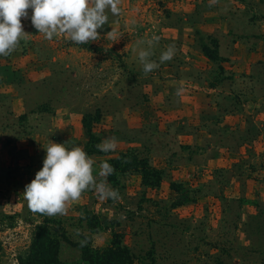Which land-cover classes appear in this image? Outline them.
<instances>
[{
	"label": "rangeland",
	"instance_id": "1",
	"mask_svg": "<svg viewBox=\"0 0 264 264\" xmlns=\"http://www.w3.org/2000/svg\"><path fill=\"white\" fill-rule=\"evenodd\" d=\"M118 7L84 44L22 17L25 38L0 56V264H21L48 220L68 264L89 239H121L135 264H264V0ZM153 36L145 74L137 42ZM51 140L81 146L97 182L109 162L118 198L89 188L64 214L32 211L24 188Z\"/></svg>",
	"mask_w": 264,
	"mask_h": 264
},
{
	"label": "clouds",
	"instance_id": "2",
	"mask_svg": "<svg viewBox=\"0 0 264 264\" xmlns=\"http://www.w3.org/2000/svg\"><path fill=\"white\" fill-rule=\"evenodd\" d=\"M28 9L32 10L30 17ZM109 12L114 16L120 13L118 0H0V56L16 50L25 38L27 32L22 17L30 18L34 28L47 40L63 33L71 41L84 44L97 38V29L108 23ZM159 39L153 36L137 42L138 60L145 74L159 67V63L151 59L152 45ZM173 55L174 49L169 45L161 52L159 62L171 60ZM97 147L103 152L115 150L116 138H105ZM44 148L42 167L23 192L32 211L47 216L64 214L67 202L78 200L89 188L102 199L118 198V189L106 179L115 171L109 162L100 163L98 175L104 179L97 182L93 175L94 161L81 146L52 141Z\"/></svg>",
	"mask_w": 264,
	"mask_h": 264
},
{
	"label": "trees",
	"instance_id": "3",
	"mask_svg": "<svg viewBox=\"0 0 264 264\" xmlns=\"http://www.w3.org/2000/svg\"><path fill=\"white\" fill-rule=\"evenodd\" d=\"M93 137V136H92ZM89 229L92 231L100 228L99 224H93L92 219L86 218ZM47 221L36 227L35 236L31 243L28 254L20 258L21 264H68L59 258L61 240L52 231ZM63 237V235H61ZM84 239L90 238L85 235ZM82 255L79 261L73 264H135V256L121 239L113 240L104 247H94L92 241L80 244Z\"/></svg>",
	"mask_w": 264,
	"mask_h": 264
}]
</instances>
